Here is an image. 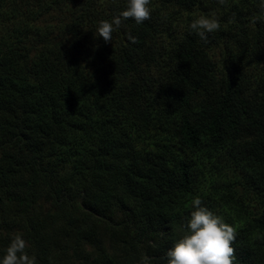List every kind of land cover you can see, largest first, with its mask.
<instances>
[{
    "label": "trees",
    "instance_id": "obj_1",
    "mask_svg": "<svg viewBox=\"0 0 264 264\" xmlns=\"http://www.w3.org/2000/svg\"><path fill=\"white\" fill-rule=\"evenodd\" d=\"M229 1L152 0L106 44L125 0H0V255L20 236L35 264H166L199 198L247 212L236 264H264V14ZM156 4L220 29L165 59ZM199 163L231 178L206 195Z\"/></svg>",
    "mask_w": 264,
    "mask_h": 264
},
{
    "label": "clouds",
    "instance_id": "obj_2",
    "mask_svg": "<svg viewBox=\"0 0 264 264\" xmlns=\"http://www.w3.org/2000/svg\"><path fill=\"white\" fill-rule=\"evenodd\" d=\"M152 0H125L124 8L111 21H101L96 28L95 37L102 38L104 43H112L113 32L123 21L134 20L136 25L149 20L152 13ZM224 6L227 0H216ZM258 9L264 14V0H258ZM259 17H257V22ZM220 29L219 17L209 13L198 15L188 26L189 33H194L207 42L208 35ZM191 212L182 225L181 234L174 240L163 257L166 264H236L233 243L236 238L235 228L224 218L204 206L196 198L191 205ZM22 237H14L3 255L0 264H35V258L25 251ZM141 264H145L141 261Z\"/></svg>",
    "mask_w": 264,
    "mask_h": 264
},
{
    "label": "rangeland",
    "instance_id": "obj_3",
    "mask_svg": "<svg viewBox=\"0 0 264 264\" xmlns=\"http://www.w3.org/2000/svg\"><path fill=\"white\" fill-rule=\"evenodd\" d=\"M250 0H233L229 1V5L233 3L241 4V3H249ZM155 9H153L155 19L159 24V38L160 42L164 48V57L169 60V56L172 55L173 51L176 48V44L178 39L180 38L182 32L188 29V26L193 21V19L198 15H206V14H197L195 16H189L187 14H178L172 10L165 9L160 5H155ZM53 16H57L56 13ZM214 59L220 65L221 68L225 67L226 64V56L223 54L221 49L215 50ZM208 153L202 152L198 160L200 162H206L204 157L207 156ZM199 179L203 182L202 188L204 194H211L213 190L212 186H220L222 183L227 182L231 176H218V174L214 173V171L210 168L206 163H199L198 166ZM212 201V200H211ZM215 207V213L224 218V220L232 225L235 230L239 229L243 225V221L245 217H247V212H238L236 210L224 209ZM218 208V209H217ZM219 213V214H218Z\"/></svg>",
    "mask_w": 264,
    "mask_h": 264
}]
</instances>
